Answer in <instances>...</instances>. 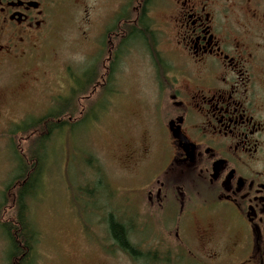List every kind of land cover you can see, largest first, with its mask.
I'll list each match as a JSON object with an SVG mask.
<instances>
[{
  "label": "flooded vegetation",
  "instance_id": "af4514ba",
  "mask_svg": "<svg viewBox=\"0 0 264 264\" xmlns=\"http://www.w3.org/2000/svg\"><path fill=\"white\" fill-rule=\"evenodd\" d=\"M137 1L136 26L157 6L164 60L146 61L147 88L123 97L116 2L95 84L109 96L104 119L145 138L120 151L119 179L136 181L126 199L149 214L137 213L143 225H173L177 238L182 227V247L205 264H264V0ZM52 2L0 0V66L38 50Z\"/></svg>",
  "mask_w": 264,
  "mask_h": 264
},
{
  "label": "rangeland",
  "instance_id": "374dc122",
  "mask_svg": "<svg viewBox=\"0 0 264 264\" xmlns=\"http://www.w3.org/2000/svg\"><path fill=\"white\" fill-rule=\"evenodd\" d=\"M52 1L38 50L23 61L0 66V264L10 263L1 224L17 215L13 181L21 173L20 158L31 156L38 159L34 160L38 175L36 191L24 199L23 220L34 232L27 264H205L182 247V227L177 238L173 225L142 224L137 213L150 218L149 214L126 199L136 181H121L119 174H129L120 162V151L132 140L145 138L141 130L123 125V118L119 123L109 121L108 115L104 119L108 94L97 88L90 95L100 72L104 33L115 28V19L107 14L115 10L116 2L122 14L118 67L123 97L127 92L135 99L147 88L146 61L157 56L164 60L162 51L167 49L156 21V4L147 5L143 25L149 30L141 31L140 18L135 24L137 0ZM73 91L75 101L79 99L75 121L70 128L52 130L36 145L41 126L23 130L60 106L68 113ZM123 109L126 115L134 112L133 105ZM109 217L124 227L128 243L141 256L132 259L117 247L108 229ZM215 229L218 237L226 231L221 225ZM223 261L221 254L219 262Z\"/></svg>",
  "mask_w": 264,
  "mask_h": 264
},
{
  "label": "trees",
  "instance_id": "16d2710c",
  "mask_svg": "<svg viewBox=\"0 0 264 264\" xmlns=\"http://www.w3.org/2000/svg\"><path fill=\"white\" fill-rule=\"evenodd\" d=\"M144 21L145 19L140 20L139 25L141 27H144ZM135 35L141 38L144 37L143 35H141V33L137 32ZM94 88L97 89L98 86L95 85ZM75 94L76 92L73 91L72 97L75 96ZM92 94H94L93 88L91 90L90 95ZM72 100L73 105L71 103ZM72 100L68 99L67 106H69L70 109V111L66 109L68 113L63 112L65 106H60V109L51 111L43 118L37 120L35 124H28L29 126L25 125L24 127L27 126V129H24L23 132H27L29 127L38 130V128L41 126L39 130H41L40 132L42 133V135L38 136V138L36 139V145H39L43 140L46 139L47 134L52 130H62V128L64 127L70 128L71 123L75 121L73 117L75 114L74 110L78 107L79 103L78 98V102L75 101L74 97L72 98ZM64 115H68L65 121L63 120ZM80 115L81 114H79V116ZM35 159L38 160L36 156L26 157L24 159L22 157L20 158L21 166L19 165V168L21 170V173L16 176L13 181V188H16V193L14 194V197L16 201L17 215L15 216L14 221L4 222L1 224V230L9 243V248L7 251L8 260H10L9 264H27L31 254V247L34 243V232L32 231V229H29L28 225L23 220V212L26 208L24 199L34 192L35 187L37 189V184L35 185V182L37 180L38 172L34 168ZM30 164L33 165L31 169L28 167V165ZM13 188H9L8 191H11ZM107 222L110 235L117 247H119L125 253L129 254L132 259L141 256L139 251H137L128 243L125 237L124 227L115 222L111 217H109Z\"/></svg>",
  "mask_w": 264,
  "mask_h": 264
}]
</instances>
